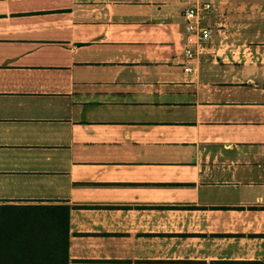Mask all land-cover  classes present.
<instances>
[{
	"label": "crops",
	"instance_id": "1",
	"mask_svg": "<svg viewBox=\"0 0 264 264\" xmlns=\"http://www.w3.org/2000/svg\"><path fill=\"white\" fill-rule=\"evenodd\" d=\"M192 1L0 0V205H69V264H264V62L184 72Z\"/></svg>",
	"mask_w": 264,
	"mask_h": 264
},
{
	"label": "trees",
	"instance_id": "2",
	"mask_svg": "<svg viewBox=\"0 0 264 264\" xmlns=\"http://www.w3.org/2000/svg\"><path fill=\"white\" fill-rule=\"evenodd\" d=\"M67 204L0 205V264H69Z\"/></svg>",
	"mask_w": 264,
	"mask_h": 264
},
{
	"label": "rangeland",
	"instance_id": "3",
	"mask_svg": "<svg viewBox=\"0 0 264 264\" xmlns=\"http://www.w3.org/2000/svg\"><path fill=\"white\" fill-rule=\"evenodd\" d=\"M258 9V7H255V9H250V7L240 8V12L237 11L234 16L229 17V15L227 16L225 6L220 15L216 17L217 23L213 24L214 28L212 29L213 31L215 29L221 30H219L220 33L217 35L218 40H215V45L213 46L217 50L215 53V59L217 62H223L224 60L225 62H264L262 44L258 43V38H255L256 41L250 43L249 38L252 37V35L249 36V34H245L242 29L251 28L246 29L245 32H257L259 25L262 24L261 19L256 15V10ZM232 27L240 29L233 34L232 32L227 31L228 28ZM216 33L218 34V31ZM232 56H234V58Z\"/></svg>",
	"mask_w": 264,
	"mask_h": 264
},
{
	"label": "built area",
	"instance_id": "4",
	"mask_svg": "<svg viewBox=\"0 0 264 264\" xmlns=\"http://www.w3.org/2000/svg\"><path fill=\"white\" fill-rule=\"evenodd\" d=\"M213 8V4L206 0H193L184 8L183 41L176 46V54L182 58L183 71L192 72L194 68L189 64L197 61L200 55L205 54L213 40V29L203 22L204 15Z\"/></svg>",
	"mask_w": 264,
	"mask_h": 264
}]
</instances>
